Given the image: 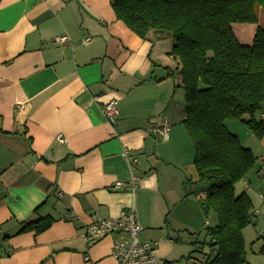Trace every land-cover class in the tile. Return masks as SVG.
Wrapping results in <instances>:
<instances>
[{
  "label": "crops",
  "instance_id": "obj_1",
  "mask_svg": "<svg viewBox=\"0 0 264 264\" xmlns=\"http://www.w3.org/2000/svg\"><path fill=\"white\" fill-rule=\"evenodd\" d=\"M60 36L68 41L55 42ZM171 46L160 34L137 38L116 20L110 0H0V264H116L112 246L123 235L89 243L84 232L127 208L139 241L157 243L158 264L204 263V230L216 220L200 208L205 187L182 126ZM112 100L117 115L108 123L103 107ZM164 119L166 139L158 134ZM231 125L262 177L264 139ZM116 182L123 188L115 190ZM244 193L252 203L251 224L242 231L245 258L264 264V243L253 249L264 242L255 229L264 224V197L249 187ZM43 218L53 220L49 229L17 234Z\"/></svg>",
  "mask_w": 264,
  "mask_h": 264
},
{
  "label": "trees",
  "instance_id": "obj_2",
  "mask_svg": "<svg viewBox=\"0 0 264 264\" xmlns=\"http://www.w3.org/2000/svg\"><path fill=\"white\" fill-rule=\"evenodd\" d=\"M110 5L137 38L147 40L152 33L172 39L167 55L183 90L182 126L198 182L206 185L200 208L216 220L204 230L209 251L201 264H245L242 231L251 223L252 203L234 187L256 158L225 122L239 121L255 139H264V122L254 118L264 105V29L256 27L248 46L232 29L257 26L256 10H264V0H110ZM52 223L50 218L28 222L17 234L37 235ZM258 254L264 256V245Z\"/></svg>",
  "mask_w": 264,
  "mask_h": 264
},
{
  "label": "built area",
  "instance_id": "obj_3",
  "mask_svg": "<svg viewBox=\"0 0 264 264\" xmlns=\"http://www.w3.org/2000/svg\"><path fill=\"white\" fill-rule=\"evenodd\" d=\"M68 41L67 37L60 36L55 38V42L65 44ZM89 38L83 40V44H88ZM104 119L108 123H112L117 115V103L112 100L103 107ZM169 124L164 119L161 126H159L158 134L164 139L168 135ZM58 142L62 143L64 140L57 138ZM126 149L123 154L126 155ZM264 167V159L260 160ZM136 163V161H133ZM131 171H134V166L131 165ZM136 180V178H133ZM134 189V184L131 186ZM123 186L120 182H116L114 189L120 190ZM140 228L135 220L134 212L131 208H127L115 218H107L98 220L90 224L84 232V237L89 243H94L104 237L111 235H123V238L116 240L113 243L111 256L116 264H158L159 258L155 254L156 242L146 243L139 241Z\"/></svg>",
  "mask_w": 264,
  "mask_h": 264
},
{
  "label": "rangeland",
  "instance_id": "obj_4",
  "mask_svg": "<svg viewBox=\"0 0 264 264\" xmlns=\"http://www.w3.org/2000/svg\"><path fill=\"white\" fill-rule=\"evenodd\" d=\"M257 18L259 17V19H257V26H249V25H233L232 26V29H233V32L234 34L236 35L238 41L242 44V45H250L251 43V39H252V35L256 29V27H259L261 29H264V10L262 9H259L257 8ZM262 15V16H261ZM168 38V37H167ZM168 40H170V42L172 43V39L171 38H168ZM168 56V55H167ZM258 114H264V111L262 113V110H260L258 112ZM257 114V116H258ZM246 118V117H245ZM229 122V121H228ZM227 124H230V131L233 133V134H236L237 133V136L240 138L241 134L240 132L236 129L235 126L231 125V124H236L238 126H240L242 128V132L246 135L250 133H248V130L241 126V123L238 122V121H231V123H228ZM253 138V137H251ZM254 140V139H253ZM258 161V159H257ZM256 169H258L257 165L255 166L254 170L252 171V176L251 179H248L247 176L245 177V180L248 181V185H244L243 181L239 182L237 185H236V189H237V193H242L244 192V190L249 187L250 188V191L252 193H255L256 194V197H258L259 195H262L264 197V175L262 177H259V175H257L258 173H256ZM201 184L203 187L206 188V185L203 184V183H199ZM263 215H264V211L261 212ZM212 214V213H210ZM214 218V216H213ZM264 218V217H263ZM213 224V223H212ZM251 224V223H250ZM256 226H253L252 228H255ZM256 229V232H258V236H260V238H264V224L262 223V226H259ZM248 241V240H247ZM258 241V240H257ZM264 242L259 240L257 243H255V245H253V249L255 251V247H260ZM248 246L249 248L252 249V245H250L249 243L247 244V250H248ZM251 249H249L248 253L247 254H250L251 253ZM253 251V250H252ZM246 260V258H245ZM245 264H247V260L245 262Z\"/></svg>",
  "mask_w": 264,
  "mask_h": 264
},
{
  "label": "water",
  "instance_id": "obj_5",
  "mask_svg": "<svg viewBox=\"0 0 264 264\" xmlns=\"http://www.w3.org/2000/svg\"><path fill=\"white\" fill-rule=\"evenodd\" d=\"M215 252H216V249L214 248V249H213V254H212L211 261H213V259H214V257H215ZM188 264H197V263H195L194 261H189Z\"/></svg>",
  "mask_w": 264,
  "mask_h": 264
}]
</instances>
